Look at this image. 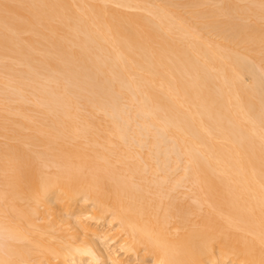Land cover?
<instances>
[{
    "label": "bare ground",
    "instance_id": "1",
    "mask_svg": "<svg viewBox=\"0 0 264 264\" xmlns=\"http://www.w3.org/2000/svg\"><path fill=\"white\" fill-rule=\"evenodd\" d=\"M0 264H264V0H0Z\"/></svg>",
    "mask_w": 264,
    "mask_h": 264
}]
</instances>
